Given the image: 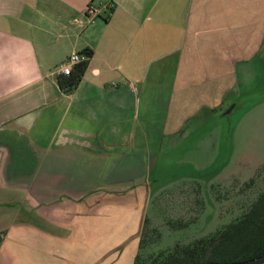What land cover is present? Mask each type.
<instances>
[{"label":"crops","instance_id":"crops-1","mask_svg":"<svg viewBox=\"0 0 264 264\" xmlns=\"http://www.w3.org/2000/svg\"><path fill=\"white\" fill-rule=\"evenodd\" d=\"M261 83L264 0H0V264H132L164 136Z\"/></svg>","mask_w":264,"mask_h":264},{"label":"rangeland","instance_id":"rangeland-1","mask_svg":"<svg viewBox=\"0 0 264 264\" xmlns=\"http://www.w3.org/2000/svg\"><path fill=\"white\" fill-rule=\"evenodd\" d=\"M243 90L248 93L233 110L188 120L184 133L164 136L144 184L149 192L137 231L140 259L215 232L240 217L261 189L264 85Z\"/></svg>","mask_w":264,"mask_h":264},{"label":"trees","instance_id":"trees-1","mask_svg":"<svg viewBox=\"0 0 264 264\" xmlns=\"http://www.w3.org/2000/svg\"><path fill=\"white\" fill-rule=\"evenodd\" d=\"M80 53L84 59L75 63L69 74L57 77V83L64 92L72 90L81 78L91 50L84 48ZM141 238L139 236L132 264L230 263L260 256L264 253V181L242 215L215 232L184 244H175L166 253L150 261L140 259Z\"/></svg>","mask_w":264,"mask_h":264},{"label":"built area","instance_id":"built-area-1","mask_svg":"<svg viewBox=\"0 0 264 264\" xmlns=\"http://www.w3.org/2000/svg\"><path fill=\"white\" fill-rule=\"evenodd\" d=\"M110 7L111 5L104 4L101 10L105 8L107 9V11H109ZM101 10L98 6L94 5L92 2L89 1L84 7V15L86 16L87 21H92L93 18L99 15ZM82 59H84V56L82 54L72 53L64 61L60 62L56 68L59 73L67 75L69 74L72 66Z\"/></svg>","mask_w":264,"mask_h":264},{"label":"water","instance_id":"water-1","mask_svg":"<svg viewBox=\"0 0 264 264\" xmlns=\"http://www.w3.org/2000/svg\"><path fill=\"white\" fill-rule=\"evenodd\" d=\"M263 263H264V253L255 258H251L241 262H230V263L204 262L201 264H263Z\"/></svg>","mask_w":264,"mask_h":264}]
</instances>
